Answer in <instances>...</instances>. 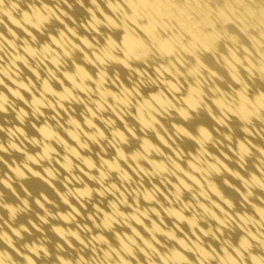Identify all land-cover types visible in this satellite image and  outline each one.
Segmentation results:
<instances>
[{"label": "bare ground", "instance_id": "1", "mask_svg": "<svg viewBox=\"0 0 264 264\" xmlns=\"http://www.w3.org/2000/svg\"><path fill=\"white\" fill-rule=\"evenodd\" d=\"M0 264H264V0H0Z\"/></svg>", "mask_w": 264, "mask_h": 264}]
</instances>
